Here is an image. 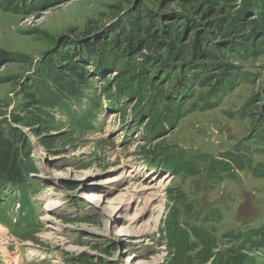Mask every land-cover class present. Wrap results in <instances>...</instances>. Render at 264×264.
<instances>
[{
    "label": "rangeland",
    "instance_id": "obj_1",
    "mask_svg": "<svg viewBox=\"0 0 264 264\" xmlns=\"http://www.w3.org/2000/svg\"><path fill=\"white\" fill-rule=\"evenodd\" d=\"M153 1L0 0V130L5 136L20 130L32 171L22 185L0 184V203L7 210L11 194L23 198L26 188H39L32 202L41 216L32 226L0 224V264H175L165 229L172 216L182 230L209 233L216 258L226 264H264V35L244 39L260 50L245 59L230 49L234 40L220 37L248 30L252 19L264 21V0H249L250 12L242 0L213 11H206L205 1L195 2L182 38L194 29L200 38L203 32V48L216 58L200 60L230 65L229 82L212 91V72L204 68L206 82L192 81L184 91L178 67L169 89L191 96L179 99L177 117L170 120L168 111L177 103L161 97L159 113L142 120L138 104L143 109L155 93L148 87L132 98L117 93L130 76L116 71L120 63L104 52L102 34L130 11L133 22L145 21V6L177 10L172 1L161 7ZM189 50L191 61L196 51ZM73 60L87 77L84 85L78 82L81 93L64 100L69 109L48 108L53 124L13 123L39 73L62 75L61 64ZM116 101L119 111L111 107ZM80 116L87 118L80 122ZM151 119L168 122L164 131L151 134L145 125ZM127 128L131 136H125ZM144 151L187 169L172 174L149 167ZM252 229V242L243 240Z\"/></svg>",
    "mask_w": 264,
    "mask_h": 264
},
{
    "label": "trees",
    "instance_id": "obj_2",
    "mask_svg": "<svg viewBox=\"0 0 264 264\" xmlns=\"http://www.w3.org/2000/svg\"><path fill=\"white\" fill-rule=\"evenodd\" d=\"M168 1H172V3L177 6V10L163 12L160 9L151 10L148 6H145L142 9L146 16L145 21H140L138 23L133 22L132 11H130L123 16L120 15L114 24H110L103 29L104 34L102 35H105L103 40H107V42H104V52H106L111 61L113 57L116 59L117 63H120L116 71H119L121 75L125 74L130 76L129 81L124 83L121 82L117 93L132 98L139 90L142 91V88L146 89L147 87L150 88V92L153 90L155 93V95L152 94L143 109L142 107L140 109L138 104V114L136 116L143 119L147 113L153 112L157 114L158 98L161 97L169 99L170 103H177L175 108H168L171 114L170 120L177 117L179 113L177 106L181 104L179 99L183 97V91L177 92V88H173L174 91H172L169 89L171 85H168V82L171 74L175 75L174 71L177 69L179 70V68L181 69V75L183 74L182 78L185 79L180 80L178 84H182L181 88L184 91H187L192 81L194 82L198 79L200 85L206 82L207 78L206 76L204 77L203 74L204 68L212 72V91H214L217 86L221 87L229 82L228 76L230 72H228V67L230 65L222 63L219 60H208L205 62L200 60V58L205 55H208V58H216L213 52L207 53L205 48H203V35L205 36L203 32L200 38L196 29H194L189 33H184L186 39L182 38L185 26H188L189 22H191L188 12H192V7L198 0ZM202 1H205L206 4H210V6H207L206 11H213L212 9L219 5L230 6V0ZM153 2H156L160 7L166 4V0H154ZM242 2L249 7V12L253 11L251 8L253 4L250 3L249 0H242ZM167 4L170 5L169 3ZM135 18H138V16ZM125 19H130L129 27H125ZM182 21H185V23H182ZM249 24L248 30L242 31L239 34L229 35L226 33L228 31H226L223 32V35H218L222 38V41H235L233 47L230 49H233L238 58L245 59L247 55L260 53L259 49L256 50L254 49L255 46H249L248 43L244 42V39L247 37L251 39L257 35L263 36L264 21L260 23V21L252 19ZM201 39L203 40L201 41ZM185 40L188 41L187 44L183 43ZM188 45L189 47H187ZM86 46H88L89 50L94 49L92 44H86ZM189 48H193V50L196 51L191 61L186 59L188 52H190ZM143 50L146 52L142 53ZM94 53H96V51ZM59 54L62 55L60 52ZM63 55L65 56V54ZM75 57L79 56L76 55ZM120 61L124 62L123 67L121 64L123 62ZM82 62L84 65L87 60L84 59ZM76 63L78 62H74V60L62 63L61 69H63V74L59 76L53 74V72L51 74L40 72V76L34 80L32 87L26 92V100L20 104L19 112L13 113V123H22L26 121L29 123L31 122V124L45 126L46 124H53L54 122L51 113L48 112V108L62 107L64 110L69 109L65 106L64 100L66 98H75L76 95L81 93L78 82H82V85H84L87 77L84 66ZM157 76H162L163 80L155 81ZM77 79L78 81H76ZM221 83L222 85H220ZM176 94L181 96L177 97ZM190 96L191 95H188L183 98L187 99ZM186 99L183 101H186ZM118 103L119 102L116 101L114 105H118ZM251 106H249L250 110ZM68 112L70 113V110H68ZM89 114H91V112H89ZM74 120L77 119L74 118ZM82 120V118L78 119L80 122H82ZM167 123L168 122L163 123L162 120L153 123L151 119L150 122L148 124L146 122L145 125L151 134L155 136L158 131L160 133L164 131V126L167 125ZM6 135L7 136L3 135L2 130H0V184L14 183L19 186V184L22 185L24 183L25 177H28V174L32 172L28 165L29 154L26 150L27 142L20 130L16 128H12ZM141 154L149 158L153 157L149 156V151H144ZM163 162L174 174H177L176 171L179 172L178 170L180 169H187H183L184 164L181 162L179 163L178 160H172L168 156L164 157ZM22 193L23 198L21 200L23 202L22 204L25 205L27 202L26 190L22 191ZM29 215L30 212H28L25 217L27 218ZM0 221L3 223L8 222L3 207H0ZM165 229L168 234L167 240L169 247L174 249L175 252L174 257L176 258L172 259H178L175 264H226V261L223 262L221 258H216V254L213 252L214 248H216L214 238L202 228L198 229L197 227H191L189 230H182L175 222V217L172 216L166 222ZM252 233H256V231ZM243 240L251 241L249 235L245 236ZM194 251H196V253H194ZM187 253L193 254V256H191L190 259L183 258V254Z\"/></svg>",
    "mask_w": 264,
    "mask_h": 264
},
{
    "label": "bare ground",
    "instance_id": "obj_3",
    "mask_svg": "<svg viewBox=\"0 0 264 264\" xmlns=\"http://www.w3.org/2000/svg\"><path fill=\"white\" fill-rule=\"evenodd\" d=\"M88 194H90V193H88ZM90 199H95V196L94 195H87Z\"/></svg>",
    "mask_w": 264,
    "mask_h": 264
}]
</instances>
